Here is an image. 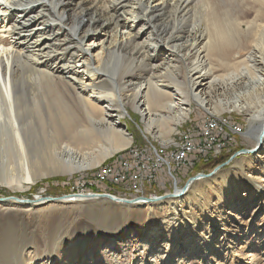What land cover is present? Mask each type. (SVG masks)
<instances>
[{"label": "bare ground", "instance_id": "1", "mask_svg": "<svg viewBox=\"0 0 264 264\" xmlns=\"http://www.w3.org/2000/svg\"><path fill=\"white\" fill-rule=\"evenodd\" d=\"M250 1L259 5L252 21L238 11L237 0H0V187L27 190L43 178L100 167L131 149V136L113 110L116 101L124 114L123 103L135 105L147 117L146 130L156 125L161 137L186 119L190 100L211 113L246 112L251 129L260 123L262 144L264 0ZM242 44L253 46V53L230 64L227 51ZM212 61L224 74H217ZM142 64L151 72L164 71L173 87L147 79L129 89L131 80L123 82L124 77ZM181 67L186 68L182 79L177 73ZM102 72L109 83L102 80ZM257 160L264 168L263 160ZM227 194L226 214L235 220V235L224 237L227 243L242 239L246 248L256 242L261 249L246 254L259 264L258 254L264 261V226L252 222L257 210L243 208L233 193ZM18 206L14 200L0 203V256L12 234L6 227L20 226ZM118 230L119 225L109 232ZM100 235L90 239L98 245ZM9 242L15 245L11 256L6 252L11 264H31L34 255L28 249L34 238L26 233L20 242ZM198 242L194 253L201 261L211 248ZM225 257L227 264L237 258L233 250ZM48 263L55 261L49 258L42 264Z\"/></svg>", "mask_w": 264, "mask_h": 264}, {"label": "rangeland", "instance_id": "2", "mask_svg": "<svg viewBox=\"0 0 264 264\" xmlns=\"http://www.w3.org/2000/svg\"><path fill=\"white\" fill-rule=\"evenodd\" d=\"M237 1L241 2L238 11L242 10L241 12L244 13L243 16H245L246 20L252 21L256 11H258L259 5L250 0ZM239 15L241 16L242 14ZM160 50H166L162 44ZM253 50V46L242 44V46L227 51L225 57L230 64L237 65L238 61L246 60V57L253 53ZM168 56L174 57L171 52L168 53ZM158 57V63L162 64V57L160 55ZM175 60L172 59L173 63L179 65V61L176 60L175 62ZM212 63L213 67H216L214 69H218L217 74H224L216 62L212 61ZM177 70L178 77L180 76V79L184 78L186 68L181 67ZM152 72L144 64L137 65L132 70V74L130 73L124 77L123 82H126L127 79L131 80L129 82L131 84L128 87L129 89L134 85L144 84L147 82V79L151 82L162 81L165 85H168L166 88L170 89L175 84L174 81L163 77L164 71H160V73H157L158 71ZM217 74L215 72V75ZM107 75V73L102 72V80L109 83L110 77ZM206 100L210 101L209 96ZM126 103H123V107L126 110L125 114L117 101L112 103L113 110L120 118V127L123 126L131 136L132 142L130 148L136 150L152 151L150 148L152 145L157 151L164 150L167 154L175 152V149L178 148V133H187L192 130L199 131L201 122L207 117L216 120L218 126L214 132V137L217 140L216 143L220 144V147L214 146V148L204 150L202 153L194 152L187 155L185 164L178 167L174 172V177L177 181L175 188H183L188 179L198 174L207 175L213 172V175L209 178L194 180L190 183V188L180 197L169 198L160 203L153 204L149 208H146L142 214L133 211L125 218L126 220L123 222L122 228L120 227V230H118V232L120 231V235H118V232H109L114 228L116 229L117 224L86 222L85 218L79 217L78 211L80 207L77 204L46 200L48 197L65 195L59 194L57 191L54 192L56 194H53L51 186L48 187V184L39 185V187L35 186L43 180L55 179L56 177L62 178V182L74 184L73 182L76 183L78 180L90 178L92 173L96 172L99 168L98 166L71 175L63 174L43 178L32 184L27 190L18 191L0 187V199L17 197L35 201L42 198L40 202L32 204L19 203L18 208L16 207V217L18 221L21 220V223H19L20 226L18 227H6L12 234L6 238L9 247L0 256V263H12V260L6 258V252L11 256L12 251L10 247L15 245L9 242V240L16 239L20 242L21 238H25L27 233V235L32 236L35 240V244H31L30 247H32L28 249L34 255V258L30 260L31 264H42L49 258H51L53 263L55 261L54 264H227L225 256L228 255L230 250H233L235 258L239 259L236 258L233 264H255L249 260L250 258L246 252L253 249L260 250L261 247L256 242H253L250 246L248 244L249 247L246 248L243 244H240L243 242L242 239L240 242L229 239L230 243H227L224 236L235 235V231L231 229L235 225V220L233 217L227 215L228 192L233 193L232 197L240 205L242 204L243 208L245 206H248L252 210L256 208L255 215L257 217L255 220L252 219V222L255 223L256 221L258 226H264V168L261 167L259 160H257L259 158L264 162V138L262 144L258 143V137L262 133L260 123L254 122L251 129L246 112L223 111L221 114L211 113L206 108L200 107L196 102L190 100V110L186 119L180 124H173L171 127L172 132L169 135L161 137L159 128L156 125H151L152 127L147 131V117L140 116L139 109L137 108V112L135 105L132 106L130 103ZM234 126H239L241 128L240 131L237 133L231 131V128ZM191 139L194 141L200 140L199 133H194ZM257 145H259V148ZM255 148L257 150L253 153L247 154L242 152V150H253ZM129 152L130 149L115 154L114 157L105 160L102 166L109 163L118 164L119 155L123 154L124 158L129 156ZM208 153L219 161L204 168L203 166L201 168L198 167L197 171L194 170L198 165V163H195L199 160L197 157L202 158L197 155L204 156L199 161L204 163L209 158L205 156ZM74 178L76 179L74 180ZM167 178L165 174H160L154 183L145 184L144 187L142 184L141 188L144 191L140 196L152 197L173 192L174 181ZM52 181L50 184L55 182V180ZM159 182L164 183V186H160L161 183ZM122 193L124 194L117 197L132 199V197L126 198L128 196L126 195L128 194L126 191H122ZM132 193L134 192L132 191ZM2 214L0 213V215ZM258 229L256 228V230ZM260 229L264 233V227ZM253 232H250L249 237L252 241L256 239L254 236L255 232ZM115 234L117 235L115 238L109 237L111 235L115 236ZM99 235L102 239L99 241L101 243L97 245L95 242L93 243L90 237ZM210 235L212 236V244L207 245L206 240H209ZM196 241H199L198 245H202L203 248L206 246H208L206 248L208 250L211 248L210 252L206 253L201 261H198L195 257ZM29 242L31 241L29 240ZM83 248L85 249V253H80ZM261 258L262 255L259 256V254L256 257L259 264L264 263Z\"/></svg>", "mask_w": 264, "mask_h": 264}, {"label": "built area", "instance_id": "3", "mask_svg": "<svg viewBox=\"0 0 264 264\" xmlns=\"http://www.w3.org/2000/svg\"><path fill=\"white\" fill-rule=\"evenodd\" d=\"M200 130H192L190 132L178 133V148L175 152L167 154L164 150L157 151L150 146L152 151L130 149L129 156L118 160V164H104L100 166L92 176L87 179L78 180L70 185L72 194H91L88 190L97 184L116 185L123 182H129L130 186L124 187L123 190L127 192H134L135 195L143 194L144 185L151 184L158 175L165 174L168 178L172 179L173 185L176 183L174 172L178 167L185 164L186 156L204 150H210L214 146L220 147L214 137V132L217 130L218 124L214 119L207 117L203 121ZM240 127H232L231 131L237 133ZM199 133L200 140H192L194 133ZM217 151V150H216ZM167 178V179H168ZM160 186H164V183ZM138 185V186H137ZM135 186V188H134Z\"/></svg>", "mask_w": 264, "mask_h": 264}, {"label": "water", "instance_id": "4", "mask_svg": "<svg viewBox=\"0 0 264 264\" xmlns=\"http://www.w3.org/2000/svg\"><path fill=\"white\" fill-rule=\"evenodd\" d=\"M261 135L263 134L261 133L260 136ZM259 145H257L258 148ZM256 150L257 149L255 148L253 150H242V152L248 154V153H253ZM212 175L213 172L207 175L198 174L193 178L188 179V181L185 183V186L179 189V193L177 195H175V191H176L175 188L176 183H175V185H173L174 186L173 192L168 194H163L160 196L144 197L137 195V197H134L132 199H125L107 193H102V194L91 193V194H65L59 197H48L46 198V200L52 202H62V203L67 202V203L77 204L80 207V210L78 211V214L80 215L79 217L85 218L84 220L86 222L92 221L95 223H112V224L114 223L115 225L117 224L120 227H122L123 222L126 220L125 218H127V216H129L133 211L137 212L138 214L140 213L142 214V212L148 206H152L153 204L160 203L169 198H175L176 196L182 194L184 191L187 190L188 186H190V183H192L194 180H197L199 178H209ZM4 200H14L18 203L32 204L34 202L42 201V198L35 201L29 199H20L17 197H8V198L0 199V201H4ZM119 232L118 235H120ZM116 236L117 235L115 234V236L111 235L109 237L115 238Z\"/></svg>", "mask_w": 264, "mask_h": 264}, {"label": "trees", "instance_id": "5", "mask_svg": "<svg viewBox=\"0 0 264 264\" xmlns=\"http://www.w3.org/2000/svg\"><path fill=\"white\" fill-rule=\"evenodd\" d=\"M203 124H202V122H201V126H202ZM201 128V127H200ZM123 154H121V155H119V159L120 158H123V156H122ZM116 156H118V155H116ZM122 156V157H121ZM197 156H200V157H204L203 155H197ZM205 156H207V157H209L204 163H202V162H199L202 158H198L197 157V159H199V160H197L195 163H198V165H197V167L194 169V170H198V167L199 168H201V166H203V168L204 167H206V166H210V165H212L213 163H217L219 160H217V158H215V157H212L211 155H209V153H208V155H205ZM118 159V160H119ZM212 159H214V160H212ZM212 160V161H211ZM202 163V164H201ZM76 178H74V180H75ZM52 180H55V182L54 183H52V184H50L51 182H53ZM62 178H59V177H56L55 179H47V180H43L42 182H40V183H37L35 186H38L39 187V185H44V184H48V187L49 186H51L50 188H51V191H52V193L53 194H56V193H54V192H58L59 194H72L73 192L71 191V189H70V183L71 182H69V183H65V182H62ZM156 181V179L152 182V183H154ZM177 182V181H176ZM125 185L126 186H130V184H129V182H123V183H119V184H116V185H108V184H97L96 186H94L93 188H91L90 190H88L89 192H91V193H96V194H102V193H107V194H111V195H115V196H121V195H123L124 193H122V191H125V190H123L124 189V187H125ZM154 186V185H153ZM153 186H152V188H153ZM155 187V186H154ZM161 191V190H160ZM127 192V191H126ZM162 192V191H161ZM161 192H159V193H161ZM128 194H126V195H128L126 198H134V197H136L137 195H135V194H133L132 192H127ZM49 194H51L50 192H49Z\"/></svg>", "mask_w": 264, "mask_h": 264}]
</instances>
